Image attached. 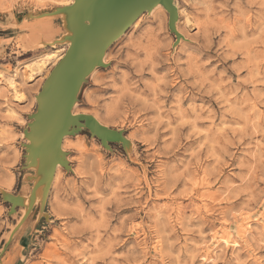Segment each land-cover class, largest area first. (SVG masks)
<instances>
[{"label":"rangeland","instance_id":"rangeland-1","mask_svg":"<svg viewBox=\"0 0 264 264\" xmlns=\"http://www.w3.org/2000/svg\"><path fill=\"white\" fill-rule=\"evenodd\" d=\"M72 1L0 0V188L13 193L26 191L23 130L52 64L29 67L53 50L14 24ZM175 2L185 39L174 47L162 6L142 15L75 107L124 129L135 154L66 137L73 170L57 169L50 220L8 245L21 210L0 192V264H264V0Z\"/></svg>","mask_w":264,"mask_h":264},{"label":"water","instance_id":"water-1","mask_svg":"<svg viewBox=\"0 0 264 264\" xmlns=\"http://www.w3.org/2000/svg\"><path fill=\"white\" fill-rule=\"evenodd\" d=\"M159 4L168 13V27L176 36V47L185 36L177 28L180 15L175 0H74L38 13L19 10L22 19L14 26L25 28L26 45H69L44 79L35 96L36 109L29 114L23 130L28 142L22 143L26 191L13 193L0 188L3 200L10 203L9 214L21 210L6 245L24 227H31L32 232L43 218L50 220L46 205L57 169L61 166L73 170L69 152L63 149L65 137L87 131L106 149L113 150L112 143H118L129 157L135 154V143L124 129L110 127L91 113L74 110L93 72L108 67V49Z\"/></svg>","mask_w":264,"mask_h":264},{"label":"bare ground","instance_id":"bare-ground-1","mask_svg":"<svg viewBox=\"0 0 264 264\" xmlns=\"http://www.w3.org/2000/svg\"><path fill=\"white\" fill-rule=\"evenodd\" d=\"M67 1H69V0H67ZM74 1V0H73ZM72 1V2H73ZM71 2V3H72ZM70 4V3H69ZM64 5H68V4H64ZM158 6H162L161 4H159V5H157L155 8H154V10L151 12V13H153L154 11H155V9L158 7ZM163 7V6H162ZM163 9H165L164 7H163ZM177 28H178V30L180 31V29H179V27H178V25H177ZM181 32V31H180ZM68 45H69V43H66V44H63V45H59V46H52V48H53V50H51L49 53H45L41 58L39 57V59L37 60V61H35V62H33V63H29L30 64V69H31V71H32V74H33V72L34 71H37V73H42L44 70H46L47 68H48V66H50V64H52V67L59 61V59H61V57L63 56L62 55V51L63 50H65L66 51V49H67V47H68ZM18 46H23L24 47V45L23 44H21V42L19 41L18 42ZM62 46H64V47H62ZM59 47V48H58ZM55 48H57V49H55ZM25 49H27V48H25ZM28 50H30V49H28ZM65 51L63 52V54L65 53ZM37 59V58H36ZM106 59V58H105ZM32 62V61H31ZM28 66V65H27ZM96 71V70H95ZM94 71V72H95ZM93 72V73H94ZM31 74V75H32ZM35 74V73H34ZM9 79V78H8ZM8 82V81H7ZM10 82H12L11 80H10ZM12 85V84H11ZM14 88V87H13ZM16 89V88H15ZM17 94H18V92H17ZM74 112H76V110H74ZM67 137H69V136H67ZM66 138V137H65ZM65 140V139H64ZM25 143H28L27 141L25 142ZM63 149H64V142H63ZM225 239V238H224ZM225 242H228V240H226L225 239ZM229 243V242H228Z\"/></svg>","mask_w":264,"mask_h":264}]
</instances>
